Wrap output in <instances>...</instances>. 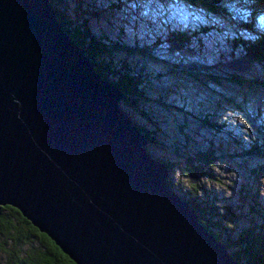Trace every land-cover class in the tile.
<instances>
[{
  "label": "water",
  "instance_id": "95a60500",
  "mask_svg": "<svg viewBox=\"0 0 264 264\" xmlns=\"http://www.w3.org/2000/svg\"><path fill=\"white\" fill-rule=\"evenodd\" d=\"M221 68L240 75L249 63ZM121 98L48 0H0V207L73 264H237L167 186L168 169L146 153Z\"/></svg>",
  "mask_w": 264,
  "mask_h": 264
},
{
  "label": "rangeland",
  "instance_id": "374dc122",
  "mask_svg": "<svg viewBox=\"0 0 264 264\" xmlns=\"http://www.w3.org/2000/svg\"><path fill=\"white\" fill-rule=\"evenodd\" d=\"M62 1L69 15L76 6L85 11L96 40L123 47L111 54L115 70L125 64L141 73L136 109L120 102L118 108L151 136L146 153L172 163L171 191L194 193L213 208L210 221L217 226L209 231L221 243L234 245L242 230L264 223V62L249 64L237 75L240 83L220 67L243 59L264 37V0H219L214 11L203 0ZM179 36L186 41L175 50L172 41ZM174 64L200 71L185 75ZM203 151L212 163L194 192L181 172L187 158Z\"/></svg>",
  "mask_w": 264,
  "mask_h": 264
},
{
  "label": "trees",
  "instance_id": "16d2710c",
  "mask_svg": "<svg viewBox=\"0 0 264 264\" xmlns=\"http://www.w3.org/2000/svg\"><path fill=\"white\" fill-rule=\"evenodd\" d=\"M204 1V2H203ZM201 1L210 11L216 8L207 1ZM55 13L56 22L60 29L66 34L70 42L77 50L89 59L94 71L107 83L114 86L121 94L119 101L123 107L134 111L137 101L141 99L140 88L143 85L141 73L135 72L130 66L122 64L118 70H115L110 62L111 54L123 51L121 46L107 45L94 38L89 32L84 19L85 11H80L76 6L74 14L67 13L66 6L62 0H48ZM184 36L175 37L172 45L175 50H180V46L185 42ZM130 54V51H127ZM242 59V58H240ZM249 64L264 62V37H260L254 45L249 46L243 54ZM196 66V65H195ZM197 67V66H196ZM221 67V64H220ZM200 68H196V73ZM185 75H192L194 72H181ZM233 82L240 83L237 75L230 74ZM128 117V116H127ZM129 118V117H128ZM130 119V118H129ZM131 120V119H130ZM133 123V121L131 120ZM133 125L138 132L151 142V136L142 128ZM256 149H252L255 154ZM150 156V155H149ZM170 172L173 168L172 163L154 158ZM212 157L209 152H197L185 160L182 176L187 179L188 175H195L198 180L195 184H189L192 189L198 188V182L202 177H208L206 169L212 163ZM169 175V174H168ZM189 183V182H188ZM169 188L174 185L167 181ZM179 197V196H178ZM183 202L194 211L198 217L199 223L205 228L212 237L218 241L219 235L212 234L209 229L215 228L216 223H211L217 213L213 212L206 203L194 193L179 197ZM218 217V215H217ZM264 223L255 227H249L238 234V242L230 244L227 241L219 242L227 249H234L228 253L233 262L237 264H264ZM24 249L23 251H21ZM22 252V255H21ZM228 252V251H227ZM5 255V257H4ZM0 264H73L63 255L60 250L42 233L32 227L20 213L9 206L0 207Z\"/></svg>",
  "mask_w": 264,
  "mask_h": 264
},
{
  "label": "clouds",
  "instance_id": "9594fccd",
  "mask_svg": "<svg viewBox=\"0 0 264 264\" xmlns=\"http://www.w3.org/2000/svg\"><path fill=\"white\" fill-rule=\"evenodd\" d=\"M220 185H218V187H219Z\"/></svg>",
  "mask_w": 264,
  "mask_h": 264
}]
</instances>
